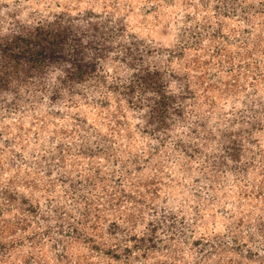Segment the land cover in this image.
I'll return each mask as SVG.
<instances>
[{"label":"rangeland","instance_id":"1","mask_svg":"<svg viewBox=\"0 0 264 264\" xmlns=\"http://www.w3.org/2000/svg\"><path fill=\"white\" fill-rule=\"evenodd\" d=\"M0 264H264V0H0Z\"/></svg>","mask_w":264,"mask_h":264}]
</instances>
